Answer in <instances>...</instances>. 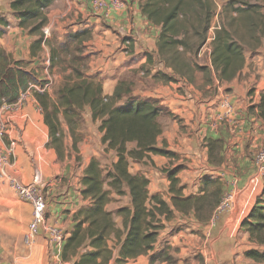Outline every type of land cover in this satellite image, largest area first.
Instances as JSON below:
<instances>
[{
  "label": "crops",
  "instance_id": "0c3cea01",
  "mask_svg": "<svg viewBox=\"0 0 264 264\" xmlns=\"http://www.w3.org/2000/svg\"><path fill=\"white\" fill-rule=\"evenodd\" d=\"M89 1L57 0L51 5L46 11L49 32L45 38L62 41L69 32L88 29L91 36L84 42L82 54L86 57L84 74L101 79L106 95L112 94L122 75H145L139 85L132 84V95L156 99L170 112L164 119L157 146L175 157L150 155L142 161L130 160L129 171L144 175L148 179V195L161 196L170 208L166 171L174 167L178 169L177 187L182 197L201 195L210 178L220 183V202L228 201L223 209H219L220 204L214 205L210 217L202 222L193 210L183 213L172 208L173 216L162 219L163 227L153 249L129 264H254L244 253L263 248L248 240L240 224L264 186V175L257 173L253 164L256 151L264 147V52L256 50L251 61L244 55L242 69L229 81H219L213 72L209 76L197 70L190 80L175 75L170 81L156 79L159 72L173 74L157 55L160 27L140 13L139 0H123L121 7L101 12L95 11ZM35 39L18 26L9 0H0V49L14 61L22 62L12 67L30 77L25 89L29 83L41 84L40 80L51 82L49 71L54 68L50 67L48 45L37 54H30ZM197 57L198 65L211 69L209 45ZM198 72L201 76H197ZM54 73L53 70V76ZM227 105L231 113L227 112ZM0 120L6 126L0 147L13 143L15 174L22 182H35L42 188L47 202L46 221L69 235L73 213L88 203L80 194V178L88 161L79 168L76 198L74 182L61 181L67 165L58 162L56 150L48 145V128L34 96L17 109L0 112ZM62 129L65 139L67 128L63 124ZM208 140L221 142L220 163L208 160ZM125 197L128 204L129 198ZM30 218V204L19 199L0 179V264H71L62 262L61 254L55 257L54 248L42 231L32 244L25 243ZM116 223L121 227L120 218H116ZM152 254L156 258L150 263Z\"/></svg>",
  "mask_w": 264,
  "mask_h": 264
},
{
  "label": "trees",
  "instance_id": "16d2710c",
  "mask_svg": "<svg viewBox=\"0 0 264 264\" xmlns=\"http://www.w3.org/2000/svg\"><path fill=\"white\" fill-rule=\"evenodd\" d=\"M57 0H9V7L18 20V26L36 39L30 45L35 55L44 45L50 48V67L67 62L70 71L54 94L34 92L48 128V145L63 157L64 133L62 123L72 137L71 148L77 149L76 130L82 123V112L87 109L92 121H99L101 142L115 155L106 172V179L98 160H89L80 179V194L88 205L73 213V225L66 236L61 251L62 262L71 264H129L130 260L153 249L162 219L169 220L173 209L186 213L194 211L198 221L210 217L214 205L219 204L220 183L207 178L198 196L182 197L177 187L176 167L166 171L168 192L172 208L159 195L149 196L148 179L129 171V161L149 159L150 155L174 158L175 154L157 146L162 132V116L170 112L156 99L132 95V82L120 77L112 94L103 93L101 80L86 76L84 42L90 38L88 29L69 32L62 41L44 37L42 28L47 23L46 11ZM140 13L152 24L159 26L157 55L172 76L158 73L154 78L173 80V76L191 79L194 71L206 75L213 72L219 81H229L244 65L241 45L225 25L209 32L214 18L219 15L217 0H139ZM240 10V9H238ZM262 17V15H261ZM210 46L211 69L200 66L196 58L201 49ZM68 58V59H67ZM151 57L147 55V62ZM21 61H14L0 49V106L16 102L30 77L20 69ZM14 66V67H12ZM135 75V74H133ZM124 76V75H123ZM132 144L131 148L127 145ZM208 160L220 163L221 142L208 140ZM112 195L128 196L129 202L115 211L108 205ZM264 186L248 215L240 226L248 240L263 250L249 249L244 256L254 264H264ZM121 219V227L116 223ZM117 253L115 254V250ZM156 256H150L153 263Z\"/></svg>",
  "mask_w": 264,
  "mask_h": 264
},
{
  "label": "rangeland",
  "instance_id": "374dc122",
  "mask_svg": "<svg viewBox=\"0 0 264 264\" xmlns=\"http://www.w3.org/2000/svg\"><path fill=\"white\" fill-rule=\"evenodd\" d=\"M217 5V11L219 12L220 7L221 9L219 15H217L213 21L220 22L227 27L234 39L241 45L245 57L250 60L256 50H260L261 53L264 52V0H217ZM121 35H124V33ZM200 60L202 61L203 59L201 58ZM196 61H198V57ZM69 66L67 62L52 66L54 67L52 72L49 71L51 79L49 93L54 94L56 92V89L62 83L65 75L69 73ZM53 70L55 71L54 76L52 75ZM197 76H201L200 72L197 73ZM121 77L128 79L132 84L135 83L136 86L141 82V78H145V75L140 76L126 73ZM47 81L46 79L40 80L41 83ZM82 118V123L75 133L78 140L76 144L77 149L73 150L71 148L72 137L69 135L67 126L62 123L67 128V136L65 139L63 138L64 158H61L58 156V153H56L58 162L62 165L66 163L68 169L61 181L67 182L71 179V181L75 183H73L72 187L76 198L78 197L76 182L79 179V168L84 161L89 162L92 158L98 160L103 170L104 179H106V172L110 169L111 163L115 161L114 153L107 150L105 145L101 142L102 133L98 128L100 124L99 121H92L87 109L83 110ZM165 118L166 116H162V124H164ZM127 147L131 148L132 144H128ZM126 201L127 199L125 196L112 195V200L108 205V209L115 211L119 206L126 205ZM87 205L88 203L85 204V206ZM82 207L84 206H80L79 208ZM116 253L117 249L115 250V254Z\"/></svg>",
  "mask_w": 264,
  "mask_h": 264
},
{
  "label": "built area",
  "instance_id": "2783aa9c",
  "mask_svg": "<svg viewBox=\"0 0 264 264\" xmlns=\"http://www.w3.org/2000/svg\"><path fill=\"white\" fill-rule=\"evenodd\" d=\"M89 2L95 11L101 12L109 7H121L123 0H90ZM218 27L219 23L217 21H213L208 41L211 40L213 31ZM48 29L49 27L46 25L42 28L44 37L48 34ZM126 49L127 45L124 50L126 51ZM50 84V81L41 84L29 83L28 87L19 93L16 102L8 104L3 101L0 106V112H9L24 105L29 101L34 92H49L51 86ZM227 108V112L231 113V107H228L227 105ZM5 131V122L0 120V139L4 137ZM14 155L15 147L13 143H8L0 147V179L8 184L19 199L28 202L31 206V218L27 225V232L25 233V243L28 245L32 244L36 235L42 231L48 236V240L54 248L55 257H59L66 234L59 226L49 224L46 221L47 202L42 188L35 182H22L15 174ZM253 164L257 173L264 175V147L258 148L256 151L253 157ZM227 202V199L221 201L219 203V209L226 207Z\"/></svg>",
  "mask_w": 264,
  "mask_h": 264
}]
</instances>
